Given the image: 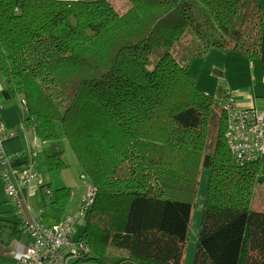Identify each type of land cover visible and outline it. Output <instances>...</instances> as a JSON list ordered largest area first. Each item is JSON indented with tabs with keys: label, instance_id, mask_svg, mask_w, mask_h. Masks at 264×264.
<instances>
[{
	"label": "trees",
	"instance_id": "obj_1",
	"mask_svg": "<svg viewBox=\"0 0 264 264\" xmlns=\"http://www.w3.org/2000/svg\"><path fill=\"white\" fill-rule=\"evenodd\" d=\"M127 1L118 11L109 0H0L1 94L24 100L40 141L61 128L96 188L85 212L92 229L79 239L88 250L72 264H183L204 166L193 264H264V210L251 207L260 160H235L222 106L169 49L188 27L199 38L219 32L204 49L258 55L264 0ZM56 87L69 97L63 110ZM61 154L48 155L53 165L65 164Z\"/></svg>",
	"mask_w": 264,
	"mask_h": 264
},
{
	"label": "rangeland",
	"instance_id": "obj_2",
	"mask_svg": "<svg viewBox=\"0 0 264 264\" xmlns=\"http://www.w3.org/2000/svg\"><path fill=\"white\" fill-rule=\"evenodd\" d=\"M250 2H248L249 5ZM127 3V0H114L112 2L114 7L118 11L125 10L127 7ZM247 10L248 7H245L242 17L236 18L235 20V23L239 28L242 27L244 24V19L247 17ZM218 33L219 32L216 31L215 34H207L205 37L199 38L193 33V29L188 30L187 27L184 31V35L181 37H175L173 44H171L169 47L170 52L178 59V61L183 65H187L188 71L190 73L194 85L196 84L198 73H200L203 68L207 69L211 65L210 62L214 61L222 63L223 60H225V62L228 64L234 63V56H236V52L247 57V55H245L237 47L226 48L214 45V49L207 50L209 46L204 49L205 44L219 38ZM180 43H182L184 46L179 45ZM198 67L201 68L200 72H196V69ZM213 77L216 78L217 76L215 75ZM54 89L55 91L53 92L52 98L57 104L60 105V109L63 110L69 102V97L63 91V89L59 87H56ZM211 97L214 103L219 102L220 98L218 96L212 95ZM0 102L2 103V107L0 106V117L2 114L3 120L6 124L8 123L7 121L12 122L11 124L14 125V127H17L20 131L25 134L27 128L24 124V118L27 115V111L24 103L22 102V99H20L19 97H13L10 99L0 97ZM218 114V109L216 111H210L209 126L216 119ZM3 120V126L6 128ZM13 130L16 131L15 128H13ZM59 131L60 135L57 139H51L47 141H40L39 139L37 140L34 135L28 132V138L34 150L29 148L28 145L25 148L21 136L19 134L15 135L18 141V148L22 147L20 151L24 152H21L20 154H8L10 157H13L15 164L19 162L18 158H20L21 155L26 154L28 157H31V161L38 173V176L45 183L43 186H37L36 188H32V192L30 191L31 194L27 195L33 196L28 197L27 202L31 206V208L35 210L34 213H36L37 215L42 214L43 209L45 210V213L47 215L51 214L53 208L50 205L52 204L56 206H63L66 197H68V202L65 208H68L70 212H75L82 203V197L84 196L87 187L88 177L85 174L83 175V171L78 162V159L76 158L73 150L71 149L66 139V136L63 132H61V128H59ZM215 132L216 130L208 129L207 134H210V136H212V134H215ZM56 150H60L62 152L61 158L65 161L64 165H53L55 158L48 156L49 154L54 153ZM208 176V167L204 166L200 171H198V182L195 195L196 197L192 206V215L190 218V224L185 239L183 264H193L194 261L196 240L199 231L200 217L202 214V206L206 192ZM40 188L41 190H38ZM48 189H51V194H47ZM252 196L253 197L251 207L256 210H264V150L261 153L260 159V177L258 182L255 184ZM50 198H52L51 201ZM12 210L13 202L9 200V197L5 192V184L2 178H0V252L2 248H6V250H4L3 252L7 251L8 248L14 244L15 238L13 237V235L17 236V242H24L25 233L24 230H22L23 232L20 231L21 224L12 221V219H9L8 217ZM77 229H79V232L76 235L77 239H81V234L85 233V235H88V233L91 231L92 227L91 224L88 222L86 213H84L76 221L75 230ZM2 258L3 257L0 254V264H2Z\"/></svg>",
	"mask_w": 264,
	"mask_h": 264
},
{
	"label": "built area",
	"instance_id": "obj_3",
	"mask_svg": "<svg viewBox=\"0 0 264 264\" xmlns=\"http://www.w3.org/2000/svg\"><path fill=\"white\" fill-rule=\"evenodd\" d=\"M221 106L226 116V143L235 160H260L264 150V106L237 108L230 91L226 92ZM12 133L14 130L6 129L0 117V176L5 184V192L23 220L27 238L26 243L17 242V264H72L75 258L88 250L83 241L74 239L75 223L93 203L96 188L87 184L80 207L51 225L44 226L35 214L26 217L19 198L23 188H36L45 183L38 176L30 158L15 164L13 157L5 152L3 139ZM50 193L51 189H48L47 194Z\"/></svg>",
	"mask_w": 264,
	"mask_h": 264
},
{
	"label": "crops",
	"instance_id": "obj_4",
	"mask_svg": "<svg viewBox=\"0 0 264 264\" xmlns=\"http://www.w3.org/2000/svg\"><path fill=\"white\" fill-rule=\"evenodd\" d=\"M109 1H111L112 3L114 0H109ZM128 7H129V3H127L126 9ZM214 47H215L214 45H211L207 48V50L214 49ZM235 55L236 56H234V63H231V64L226 63L225 60H223L222 63L212 61L210 62L211 65L207 69L203 68L201 72H200L201 68L198 67L196 69V72H200V73H198L195 85L203 93L208 94L209 96H212V95L218 96L220 98L219 99L220 103L218 102V105H221L226 92L230 91L233 95L234 103L237 108H248V107L261 108L262 106H264V24L261 29L259 54L251 56V57H248V56L246 57L236 52ZM215 75L217 76L216 78L213 77ZM1 89H2V82L0 79V97L3 98V95L1 94ZM0 106L2 107L1 102H0ZM0 112H1V108H0ZM1 117H2V114H1ZM2 120H3V117H2ZM3 122L6 128L16 129L14 133L6 136L3 139V142H2L3 148L7 154H11V153L20 154L21 152H24V151H20L22 147L18 148V141H17V138L15 137V135H18V134L21 136L23 143L25 145V148L28 145L29 148L33 149L31 142L28 138V132H30L33 135V133L30 130L26 129V132L24 134L17 127H14V125L11 124L12 122L7 121L8 122L7 124L5 123L4 120ZM25 123L26 122L24 120V124ZM28 158L32 159L31 157H28L26 154H24V155H21L20 158H18V161L23 162V161L28 160ZM87 184H90L89 181ZM31 188L32 186L24 187L22 190V196H19L20 207L22 208L26 217H29L30 215L35 214L36 219L39 222H41L44 226H48L60 220L67 212H70L68 208L61 209L60 207L51 204L50 206L53 208V211L51 212V214L47 215L45 213V210L43 209V213L40 215H37L36 213H34L35 210H33L27 202L28 197H33V196H27L31 194L30 193V191L32 190ZM38 190H41V188ZM9 200L11 199L9 198ZM50 201H51V198H50ZM12 213H14L22 221L21 227H22V230H24L23 220L21 216L16 213V208L14 204H13ZM191 215H192V212H191ZM78 232H79V229L75 230V236H74L75 239H77L76 235L78 234ZM13 237L15 238L14 244L11 247H9L8 250L5 252L3 251L6 250V248L1 249L0 254L3 257L2 264L4 263L17 264L18 256H19V253L17 250L18 238H16L17 236H13ZM26 242H27V238L26 236H24L23 243H26Z\"/></svg>",
	"mask_w": 264,
	"mask_h": 264
}]
</instances>
